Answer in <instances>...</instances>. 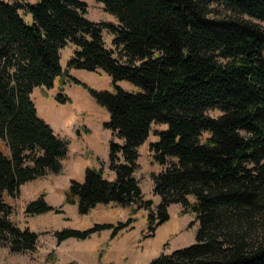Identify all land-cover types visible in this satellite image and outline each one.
Segmentation results:
<instances>
[{
    "label": "trees",
    "instance_id": "16d2710c",
    "mask_svg": "<svg viewBox=\"0 0 264 264\" xmlns=\"http://www.w3.org/2000/svg\"><path fill=\"white\" fill-rule=\"evenodd\" d=\"M95 1L116 24L86 19L80 0H0V243L12 253L36 245V233L10 221L5 196L61 171L68 142L38 116L30 94L58 77L80 84L60 65V49L72 43L77 49L67 69H101L113 83L127 81L141 92L89 89L109 116L114 177L87 168L83 182H70L65 203L76 204L79 214L110 203L132 208L131 216L145 210L150 234L169 219L172 204L194 213L196 242L149 264H264V28L253 21L264 22V0ZM211 5L232 15L210 17ZM103 30L113 35V49L105 47ZM160 125L166 128L154 130L157 141L149 145L162 167L151 175L160 197L152 208L134 173L138 148ZM52 211L60 212L43 195L25 207L28 215ZM133 220L119 223L113 235ZM108 227L54 236L60 244Z\"/></svg>",
    "mask_w": 264,
    "mask_h": 264
},
{
    "label": "rangeland",
    "instance_id": "374dc122",
    "mask_svg": "<svg viewBox=\"0 0 264 264\" xmlns=\"http://www.w3.org/2000/svg\"><path fill=\"white\" fill-rule=\"evenodd\" d=\"M4 1L36 3L38 0ZM80 1L86 4V19L96 23H117L115 17L104 10L102 3L95 0ZM210 8V17L232 15L220 5H211ZM20 14L28 23L31 22L29 14L25 15L22 11ZM253 21L264 28V22ZM102 38L105 47L113 49V35L103 30ZM76 49L72 43L60 49V65L63 71L67 70L68 75L80 84L58 77L51 88L35 87L30 94L38 116L52 127L55 134L68 142V152L61 160L59 173H47L42 178L23 184L18 195L5 196V202L12 207L10 221L36 233L38 238L34 249L24 253H12L7 244L0 243V264H149L162 254H170L196 242L198 222L195 214L191 211L184 213L179 204L168 207L169 219L150 234L147 229L148 212L145 210L131 216L132 208L110 203L99 204L88 213L79 214L76 204L65 203L64 193L70 182H83L87 168L101 169L108 179L114 177L109 169L108 151L109 141L114 139L104 127L109 116L104 108L98 106L89 89L114 93L115 87H119L128 93L141 92L139 87L127 81L113 83L111 77L101 69H67L68 60ZM59 94L65 97V102L57 99ZM207 114L215 117L220 112L211 110ZM165 128V125L153 126L147 141L138 148V168L134 177L138 180L143 198L152 202V208L160 203V197L153 193L151 175L159 173L162 167L153 161L149 145L157 141L154 130ZM206 137L208 135L203 134V139ZM41 195L60 212L26 214V205ZM189 200L194 202L193 197ZM130 217L134 219L131 225L117 230L113 235L118 224L125 223ZM98 225L109 227L91 233L85 239L71 237L60 244L54 236L56 231H86Z\"/></svg>",
    "mask_w": 264,
    "mask_h": 264
}]
</instances>
